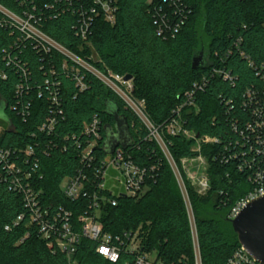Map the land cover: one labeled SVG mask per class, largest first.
<instances>
[{"label": "trees", "instance_id": "obj_1", "mask_svg": "<svg viewBox=\"0 0 264 264\" xmlns=\"http://www.w3.org/2000/svg\"><path fill=\"white\" fill-rule=\"evenodd\" d=\"M92 1L0 0V6L17 14L25 9L34 12L43 33L99 71L132 76L131 97L137 104L144 103L143 112L156 127L164 128L184 94L205 78V88L196 98L197 108L183 112V127L221 142L233 136L230 119L242 113L240 104L246 90L264 89V0H174L176 10L164 0H117L116 24L98 19L87 42H83L77 33L78 9H87ZM160 11L170 25L185 17L177 34L165 31L166 35H157L155 15ZM0 19L6 21L0 26V100L7 106L5 115L10 121L0 119V149L11 150L21 169L16 175L0 161V264H69L55 239L41 236L26 214L16 183L19 180L25 184L23 175L31 167L17 157L23 158L26 147H36L39 166L31 171L29 180L41 192L43 206L52 211L63 207L77 220L88 210L89 201H70L61 184L80 169L75 143L84 147L90 140L85 126L94 118L100 121L94 154L98 162L108 155L103 150L105 126L114 127L115 119L105 112L107 101L114 102L118 114L128 122L133 143L124 151L137 166H156L157 171L139 199L121 197L114 207L108 202L110 194L101 193L106 199L100 202L99 223L103 233L122 239L119 261H107L96 252L94 242L81 239L73 258L75 264H136L138 256L145 254H155L164 264H195L179 184L158 145L147 139L140 117L117 93L85 70L80 75L86 89L80 91L70 70L63 69L66 58L62 54L42 51L35 41L24 39L1 13ZM201 50L207 56V67L194 71L192 60ZM214 69L226 71L233 82L213 74ZM54 93L58 104L53 113ZM53 115L56 123L51 134L41 132L40 127ZM166 141L178 165L180 159L195 155L191 151L195 140L179 135L167 136ZM220 146L202 147L209 163L208 194L198 195L185 181L202 264H228L240 248L228 215L251 189L234 166H222L214 159ZM86 173L93 182L95 176ZM135 239L140 244L132 250Z\"/></svg>", "mask_w": 264, "mask_h": 264}, {"label": "built area", "instance_id": "obj_2", "mask_svg": "<svg viewBox=\"0 0 264 264\" xmlns=\"http://www.w3.org/2000/svg\"><path fill=\"white\" fill-rule=\"evenodd\" d=\"M164 2L170 5V8L176 10V1L164 0ZM34 9L36 8L34 7ZM0 13L24 39L35 41L38 48L42 51L48 53L51 50H55L62 54L66 58L65 63H63V69L70 70L80 91L86 89L83 78L80 75L81 70L91 73L119 96L124 94V86L130 82L132 83V81L125 82L124 77L115 76L111 71L106 73L99 71L88 60L74 54L51 39L41 31L38 24L40 20L34 12L25 9L21 14H17L0 6ZM177 13L178 11L175 12V14ZM78 14L80 17L77 33L83 42H87L91 34V28L98 19L102 18L112 26L116 24L118 14L117 0H93L87 9L83 7L78 9ZM155 18L159 37L166 35L165 31L173 35L177 34L181 30L185 19L183 17L176 24L170 25L166 14L161 11L155 15ZM4 23L6 21L4 22L0 19V26L5 25ZM91 59L94 61L93 58ZM213 74H220L225 81L233 82L232 76L226 71L214 69ZM104 79L117 89L105 83ZM205 85L206 79L203 78L193 86L192 90L184 94V99L174 110V116L164 128L156 127L145 116L143 112L144 103L139 104L138 110L140 113L134 110L147 130V139L154 141L158 145L179 184L190 223L195 264H202V259L194 212L185 181L190 184L198 195L205 196L208 194L210 190L209 163L206 156L202 153L204 145L220 144V149L214 159L222 166H234L236 171L245 177L251 187L250 191L231 209L228 215L230 221L236 219L249 203L264 197V89L248 88L246 90L240 104L242 113L238 117L230 119L229 127L233 136L228 141L221 142L217 138L200 137L183 127V112L197 108V95L204 90ZM131 89H133L132 86ZM51 99L54 104L51 112L54 113L56 111L55 106L58 104L57 94L54 93ZM231 109L233 108L231 107ZM55 117L54 115L51 116L40 127V131L50 135L56 123ZM99 129L100 121L98 118H94L90 124L85 126V133L90 140L84 147L77 141L75 143L78 150L76 156L80 160L81 167L74 177L65 179L61 184L64 196L70 201H79L81 199L89 201L88 210L79 215L77 220L74 219L71 211L63 207L52 211L51 208L43 206L41 192L35 190L29 180L32 176L31 171H36L39 166L36 147H26L23 152V158L17 157V159L20 158L22 162L27 163L31 167L30 171L25 172L23 175L25 184L21 185L19 180L16 183L21 191L26 214L29 215L31 222L38 226L41 236L47 240L55 239L59 249L69 259V264H75L73 258L81 239L94 242L97 245L96 252L107 261L111 263L119 261L122 251V239L120 237L113 238L111 235L103 233L99 223L100 202L106 199L101 197V193L108 192L110 194L111 198L108 199V202L114 207L117 206L118 199L121 197L139 199L148 190V179H152L155 171H157L156 166H152L150 169L137 166L121 147L98 162L94 149L98 145ZM179 135L187 140H195L196 142L191 150L195 155L180 159V165L177 164L170 154L168 142L166 141L167 136L176 137ZM63 150L65 151L66 147ZM12 156L13 152L11 150L0 149V161L5 163L6 168L10 172L18 175L21 169L18 168L17 161H14ZM189 163L191 165L196 164L198 168L193 169L191 167L189 170L186 168V171L185 165ZM87 171L95 176L93 182H90ZM18 219L22 220V217ZM130 249L137 250L138 248L132 247ZM136 264L164 263L158 260L153 263L145 254L138 256ZM228 264L259 263L240 246L232 254Z\"/></svg>", "mask_w": 264, "mask_h": 264}, {"label": "water", "instance_id": "obj_3", "mask_svg": "<svg viewBox=\"0 0 264 264\" xmlns=\"http://www.w3.org/2000/svg\"><path fill=\"white\" fill-rule=\"evenodd\" d=\"M207 56L203 50L196 53L192 60V70L205 69ZM132 76L124 77V81H132ZM6 104L0 100V119L10 123L5 115ZM106 113L113 116L115 126H105L106 140L103 150L112 154L119 147L127 149L133 143L126 118L118 114V107L114 102H106ZM233 231L238 237L240 245L259 264H264V197L249 203L241 213L231 221Z\"/></svg>", "mask_w": 264, "mask_h": 264}, {"label": "rangeland", "instance_id": "obj_4", "mask_svg": "<svg viewBox=\"0 0 264 264\" xmlns=\"http://www.w3.org/2000/svg\"><path fill=\"white\" fill-rule=\"evenodd\" d=\"M93 59H94V61H95V57H92ZM104 81H105V83H107V84H109L110 86H112V87H114L115 89H117L114 85H112L109 81H107L106 79H104ZM131 86H132V88H133V83H129V84H127L126 86H124L125 88H124V94H121V98L123 99V101L128 105V106H130L133 110H135L137 113H140V111L138 110V107H140V105L139 104H137L133 99H132V97H131V94H132V89H131ZM2 131H3V126H2V124L0 123V134L2 133ZM186 167H185V170H186V168H187V170H189V169H191V167L193 168V169H197L198 167H197V165L196 164H193V165H191L190 163L189 164H186L185 165ZM186 170V171H187ZM232 225V224H231ZM139 244H140V241L138 240V239H135L134 241H133V243H132V247H134V248H138V246H139ZM148 258L150 259V261L151 262H153V263H155L157 260H156V256H155V254H149L148 255Z\"/></svg>", "mask_w": 264, "mask_h": 264}]
</instances>
